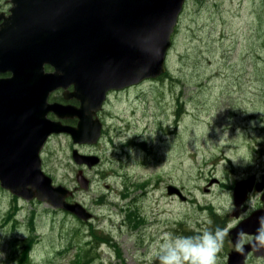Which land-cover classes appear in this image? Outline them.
<instances>
[{
	"label": "rangeland",
	"instance_id": "1",
	"mask_svg": "<svg viewBox=\"0 0 264 264\" xmlns=\"http://www.w3.org/2000/svg\"><path fill=\"white\" fill-rule=\"evenodd\" d=\"M166 65V77L111 92L98 144L61 134L44 148V170L91 221L0 185V264H158L162 234L217 227L228 233L217 258L227 264L236 182L264 175V0H188ZM74 149L101 163L80 166Z\"/></svg>",
	"mask_w": 264,
	"mask_h": 264
},
{
	"label": "water",
	"instance_id": "2",
	"mask_svg": "<svg viewBox=\"0 0 264 264\" xmlns=\"http://www.w3.org/2000/svg\"><path fill=\"white\" fill-rule=\"evenodd\" d=\"M185 1L13 0L12 15L0 32V71L13 74L0 79V109L14 122L0 124L3 188L26 200L47 201L84 221L92 217L81 204L67 201L73 191L53 184L42 169L41 150L53 133H69L79 144L98 142L102 123L97 112L107 93L157 78L166 71L171 36ZM46 63L54 67L53 72H45ZM71 85L74 90L65 91L64 97L78 99L80 107L48 101L53 91ZM49 112L57 120L48 118ZM68 117H78V125H65L62 120ZM73 158L89 167L100 162L99 156L77 149ZM77 180L82 188H89L90 181L81 170ZM255 182L253 176L236 183V218L247 210L243 205ZM263 189L264 183H258L257 191L262 192L264 202ZM168 193L182 194L174 185L168 186ZM261 215L264 207L231 228L233 242L241 230L254 237ZM250 252L264 255V250L258 252L245 245L243 255L234 249L229 252L228 264H257L247 263Z\"/></svg>",
	"mask_w": 264,
	"mask_h": 264
},
{
	"label": "clouds",
	"instance_id": "3",
	"mask_svg": "<svg viewBox=\"0 0 264 264\" xmlns=\"http://www.w3.org/2000/svg\"><path fill=\"white\" fill-rule=\"evenodd\" d=\"M233 163H236V160H233ZM257 222L258 227L251 240L244 237L243 230L237 233L234 251L238 254L245 253V245H250L258 252L264 250V215L257 217ZM227 235L228 233L220 227L214 231L206 229L201 233L186 236L164 233L159 238L154 259L158 264H218V254Z\"/></svg>",
	"mask_w": 264,
	"mask_h": 264
},
{
	"label": "flooded vegetation",
	"instance_id": "4",
	"mask_svg": "<svg viewBox=\"0 0 264 264\" xmlns=\"http://www.w3.org/2000/svg\"><path fill=\"white\" fill-rule=\"evenodd\" d=\"M13 6H14L13 0H0V32L3 30L5 23H8V19L12 15ZM44 68H45L44 70L46 73H51L54 71V67L48 63L45 64ZM12 76H13V74L11 71H8V70L2 71V72L0 71V79H8V78H11ZM73 90H74L73 85L69 86L67 89H63V88L57 89L50 94L48 101L50 103L58 101V102H61V103L67 104V105L80 107L81 102L78 99H76V98L66 99L64 97L65 91L69 93V92H72ZM0 112L2 113V109H0ZM2 115H3V118L2 119L0 118V124L5 123V125H6V124L10 123L9 125H11V123L13 122L12 117L5 116L3 113H2ZM98 116L101 118L102 113L98 114ZM47 117H49L50 119H54V115L51 112H49L47 114ZM70 118L71 119L64 120L63 122L67 125H72V126H75L78 124V122H79L78 117H70ZM101 120L103 121L102 118H101ZM103 123H104V121H103ZM51 136H53V135H51ZM48 138L50 139V137H48ZM49 139H48V141H49ZM48 141L45 143V146L48 144ZM260 181H261V179L260 180L257 179L256 184ZM254 194H258V197H259V201H258L259 205L256 209L264 207V202L262 201V198H261L262 195L260 193H258L257 191H255V188H254V190L251 193H249L248 199L243 205V208L246 207L247 210L243 211L244 213L241 211V215H240V218L238 219V222L240 221V219L247 217L252 212L251 211L250 213H248V211L252 205V198H253ZM245 236H247L248 239L251 238V236H249L247 234ZM249 261H251V260H249Z\"/></svg>",
	"mask_w": 264,
	"mask_h": 264
},
{
	"label": "trees",
	"instance_id": "5",
	"mask_svg": "<svg viewBox=\"0 0 264 264\" xmlns=\"http://www.w3.org/2000/svg\"><path fill=\"white\" fill-rule=\"evenodd\" d=\"M168 74V73H167ZM167 74L163 77H166ZM130 215V213H129ZM126 220H128V216L126 217ZM93 233H95V231H93ZM16 241L19 242L18 239H16ZM21 246L24 248L25 251H30L31 249V241L29 240V237L24 238L23 240H21ZM78 259V257H76L75 259H73L72 264H76V260ZM25 264H32L31 261L28 259Z\"/></svg>",
	"mask_w": 264,
	"mask_h": 264
}]
</instances>
